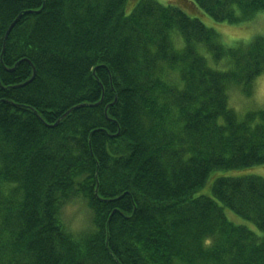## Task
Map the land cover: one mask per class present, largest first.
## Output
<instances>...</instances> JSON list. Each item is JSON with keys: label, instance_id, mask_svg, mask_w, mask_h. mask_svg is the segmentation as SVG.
<instances>
[{"label": "trees", "instance_id": "obj_1", "mask_svg": "<svg viewBox=\"0 0 264 264\" xmlns=\"http://www.w3.org/2000/svg\"><path fill=\"white\" fill-rule=\"evenodd\" d=\"M163 1L0 0V264H264V178L217 177L264 166V105L228 106L264 35L186 14L253 27L264 0Z\"/></svg>", "mask_w": 264, "mask_h": 264}, {"label": "rangeland", "instance_id": "obj_2", "mask_svg": "<svg viewBox=\"0 0 264 264\" xmlns=\"http://www.w3.org/2000/svg\"><path fill=\"white\" fill-rule=\"evenodd\" d=\"M158 1L162 4H168L167 1H163V0H158ZM127 12H129V10ZM186 14L189 15L190 17L197 18L206 27L214 29L219 34L222 41L227 45H232L236 41H239V40L249 41L256 34V32L264 35V21L263 20L260 21L258 19L252 27L253 21L250 23L241 24V25H228L226 23L216 22L199 9H198V12H196V14L192 15L188 12H186ZM248 27H252V28H249L248 30V33L250 34L248 36H245L244 34L245 31L243 29L248 28ZM253 32L255 34H253ZM261 91H264V75H261L260 77L255 79L252 89H251V95L249 98L244 97L239 91H236V90H232L228 92V106L229 108L235 110V112L238 115H242L248 110L257 109L259 107H262L263 105L260 104L258 100V96ZM246 175H255V176H260L264 178V166H256V167H252V168L245 169V170H234V171H225V172L219 171L217 177L219 176L239 177V176H246ZM212 178H210L208 183L212 181ZM208 183L200 191V194H206L207 192H209ZM225 214L229 220H232L235 223H242L248 226L247 222H245L240 217L234 215L230 211L226 210ZM87 217H88V214L85 212V209L78 207L77 205L67 206L63 210L64 221L67 222L68 227L75 229V230L81 227H84V225L88 221ZM251 228L254 229L253 227Z\"/></svg>", "mask_w": 264, "mask_h": 264}, {"label": "water", "instance_id": "obj_3", "mask_svg": "<svg viewBox=\"0 0 264 264\" xmlns=\"http://www.w3.org/2000/svg\"><path fill=\"white\" fill-rule=\"evenodd\" d=\"M21 17V14L20 15H18L17 16V18L12 22V24L9 26V28H8V30H7V32H6V34H5V36H4V44H5V42H6V39H7V36H8V34H9V32L11 31V29L14 27V25L17 23V21L19 20V18ZM3 51H4V49L2 50V53H1V56H2V54H3ZM10 71H12V70H10ZM34 71H33V74H32V77L27 81V82H25V83H28V82H30L32 79H33V77H34ZM77 107V106H76ZM76 107H74V108H71L70 110H68L67 112H65L56 122H55V124L53 125V126H55L56 124H58L59 123V121L60 120H62L68 113H70L71 111H73Z\"/></svg>", "mask_w": 264, "mask_h": 264}, {"label": "snow or ice", "instance_id": "obj_4", "mask_svg": "<svg viewBox=\"0 0 264 264\" xmlns=\"http://www.w3.org/2000/svg\"><path fill=\"white\" fill-rule=\"evenodd\" d=\"M217 19H223V16H217ZM259 103L264 105V91H261L258 96Z\"/></svg>", "mask_w": 264, "mask_h": 264}]
</instances>
